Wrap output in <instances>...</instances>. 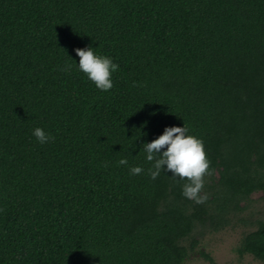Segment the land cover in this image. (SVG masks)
<instances>
[{"label":"trees","instance_id":"16d2710c","mask_svg":"<svg viewBox=\"0 0 264 264\" xmlns=\"http://www.w3.org/2000/svg\"><path fill=\"white\" fill-rule=\"evenodd\" d=\"M87 46L119 65L108 92ZM183 124L213 170L199 205L140 152ZM259 192L264 0H0V264H185ZM236 253L264 264V215Z\"/></svg>","mask_w":264,"mask_h":264},{"label":"clouds","instance_id":"9594fccd","mask_svg":"<svg viewBox=\"0 0 264 264\" xmlns=\"http://www.w3.org/2000/svg\"><path fill=\"white\" fill-rule=\"evenodd\" d=\"M74 51L79 58L78 64L74 62L77 71L83 73L99 91L111 90L114 86L112 75L118 71L119 65L113 62L112 58L98 54L96 48L93 49L91 46ZM32 135L40 144H46L54 139L40 127L34 128ZM140 152L150 165L147 169L150 179L155 180L161 173H171L169 179L175 178L178 183L184 181L181 194L185 199L197 205L207 201V194H202L204 178L211 176L213 170L206 156L203 141L190 134L184 124L165 126L162 134L144 143ZM118 165L127 166L129 175H140L145 171L139 165L129 166L127 158H121Z\"/></svg>","mask_w":264,"mask_h":264},{"label":"rangeland","instance_id":"374dc122","mask_svg":"<svg viewBox=\"0 0 264 264\" xmlns=\"http://www.w3.org/2000/svg\"><path fill=\"white\" fill-rule=\"evenodd\" d=\"M241 206L242 212L231 219L228 227L214 231L206 226L196 231L193 239L197 245L185 264H262L249 255L238 256L236 249L241 238L253 231L264 215V193L251 195Z\"/></svg>","mask_w":264,"mask_h":264}]
</instances>
